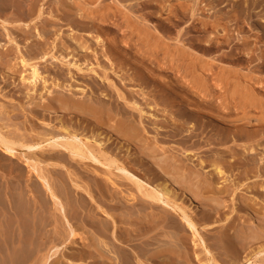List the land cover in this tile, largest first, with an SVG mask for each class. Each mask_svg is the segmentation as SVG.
<instances>
[{
	"label": "bare ground",
	"instance_id": "obj_1",
	"mask_svg": "<svg viewBox=\"0 0 264 264\" xmlns=\"http://www.w3.org/2000/svg\"><path fill=\"white\" fill-rule=\"evenodd\" d=\"M133 1L135 0H116V5H102L101 0H89L87 3L75 1L76 11L83 10L80 12L82 20L90 22V27L98 33L102 34V28H105L103 22L108 21L109 18H115L117 21L113 27L115 32L118 33L121 26L129 30L127 55L121 56L118 53L117 48L121 40L117 35L112 45L102 49L100 53L97 47L93 49L95 54L98 53V58L105 56L111 61L110 66L98 62L94 65V62H90L91 54L88 50L94 44V40L85 39L84 42H79L74 34H69L71 41L68 46L55 38L51 46L38 48L42 53L38 56L41 61H47L50 55L54 59H59L60 56L65 59L60 61L67 65V68L55 64L61 77L66 70L68 74L74 75L72 69L77 73L85 72L92 78L95 76L93 89H90L93 90L90 92L92 95H89V98L85 95L86 88L81 87L80 97L57 93L58 95H52L50 103L36 102L32 112L37 118L30 120L28 117H25L26 119L23 117L25 119L22 124L23 130L16 125L14 131L9 129L10 125L4 123L5 120L1 116L4 113L9 114L12 110L14 112L15 107L9 108L6 104H0V149L5 152L8 161L7 164L2 165H5L3 167L5 170L2 171L4 174L1 172L0 177V264H27L29 261L30 264H51L56 261L59 254L65 256L66 252L62 251L65 250L64 248H69V245L75 243L78 245L81 243L82 249L78 254L73 251L71 257L75 258L76 255H79V258L90 257L94 260L92 261L94 264L160 263L161 255H177L176 249L171 245L161 247L164 244L161 237H171L176 232H183V223H186L188 229L190 228L197 237L196 246L202 247L201 253L198 254L194 248L195 257L191 256L198 264H264V242L262 243L264 180L260 185L253 181L246 182L252 176L264 175V48H261L264 40L259 34L252 36L251 31L254 29L258 32L264 31V0H235L233 2L235 9L232 13L217 15L215 11L212 20L203 17L208 15L210 9L215 10V7L224 0H216V3L210 1L206 5H201L203 0H194L191 5L179 2L175 8L171 0H163L162 3L159 0L142 1L141 7L132 3ZM38 2L39 0H0V12L16 10L20 11L19 15L17 14L19 19H30L36 12ZM94 2H98V5L88 6ZM122 2H128L126 12L121 10V6H125ZM73 8L70 6L66 10L71 11ZM142 9L149 10L144 15ZM156 10H168L172 13V19L167 22L161 21L164 33H170L174 26L183 22L188 16L193 18L190 28L180 29L174 40L182 41L185 46L186 41L190 42L189 48L193 46L200 56L193 55L194 53L188 51L184 45L170 49L156 33L147 26L146 28L141 25L139 18L149 20L156 14ZM258 10H263V13L257 15ZM43 14H45L43 7H40L36 17ZM254 14L256 18H253ZM48 15L54 18L51 11ZM248 19L252 20V25ZM4 20L2 19L0 23H3L5 26L3 31L6 32L10 30L7 27L8 23L5 24L9 21L3 22ZM16 20L13 21L18 22L15 24L17 27L30 25L21 23L22 21L15 22ZM32 20L34 18L28 22ZM235 29L245 34L242 37L232 34ZM192 31L198 34L192 35ZM7 34V37H12L10 31ZM37 35L41 37L40 39H44L40 30ZM100 36L97 35V42L103 41ZM10 39L14 41L15 38H9L8 41ZM36 41L40 42L37 38ZM18 43L16 42L15 45H19ZM68 48H71L67 53L68 56L72 54L73 58L80 55L88 61V64L83 66L79 59L75 61L66 59L67 55L62 54ZM160 52L164 53V57L159 56ZM128 54L140 58L143 64L154 66L164 73L169 72L168 75L171 76L174 85L168 82L173 88L177 86L185 94H181L180 98L168 95L165 90H161L160 84L154 83L145 75L144 65L138 67L137 71L129 72L127 65H130V68L135 67H132ZM20 55V64L29 65L30 69L29 74L21 75L23 82L27 80L34 88L38 81L46 84V74L41 71L39 64L31 61L34 58L26 57L27 55L24 56L22 53ZM220 63L228 65L221 66ZM14 67L8 68L10 74L17 72ZM110 69L117 73L121 83L110 76ZM119 71L121 73L118 74ZM134 80L140 87L142 86L140 91H145L144 88L152 83L157 88L153 92H162L156 96V93L151 94V91H147V94L152 95L156 113L158 110L156 106L161 103L165 107H175L174 115L170 116L164 125L171 127L170 135L177 137L182 147L174 151V148L159 144L158 139L151 146V142L146 141L143 147V151L146 152L150 149L147 156L158 165L160 175L155 179L148 176V178L140 177L135 172V168L138 169L140 164H136L135 168L130 167L123 154L121 155L117 150H109L107 146L115 134L121 137L120 140H125L129 147L130 142L141 139L136 129L138 126L136 122L144 124V117L147 114L155 116V112L144 110L135 99V95L124 89V85L128 84L127 81ZM54 85L67 87V91L75 87L64 83V80L62 82L56 80ZM47 108L52 111L60 109L63 114L72 113L75 116L78 114L80 118L86 120L85 122L94 123L93 127L86 129L80 125L75 126L73 121L64 120L60 116L56 117L59 121L58 125H53L51 123L54 122L50 123L51 118L50 121H46V117L42 115L43 110L46 111ZM104 129L111 131L112 134H105ZM238 139L246 140L242 150H237L230 144ZM222 146L226 148L222 149ZM121 148L120 146L119 149ZM196 149L207 152V156L194 158L192 152ZM260 149L262 155L258 161L256 154ZM15 158L24 160L28 169L26 170ZM69 166L75 167L81 177H86L87 185L78 183L71 177V172L70 185L63 181L61 171L65 168L68 170ZM227 170L242 172L231 180L232 183L220 185V182L227 181L225 177ZM53 171L60 177L58 182L49 179L52 177L49 174ZM117 176L125 182L118 181L121 179H116ZM126 181H130L131 185ZM174 182L183 187L184 195H187L186 192L191 193L206 204L201 216L196 217L198 219L190 213L183 202L178 201L179 191ZM242 186L246 191H254L261 198L262 202L257 201L256 197H241V205L244 209L262 214L258 216L261 222L253 225L250 219H244V226L240 227V231L235 236L230 234L232 227H236L234 219L231 226L226 228L230 232L229 235L225 234L227 246L230 247L228 251L231 253H229L230 257L228 258L227 254L226 258L221 256L217 258L206 242L207 234L213 227L209 222L214 212L219 211L224 205L226 200L224 197ZM92 187L99 191L100 195V203L97 200L95 205L91 202L94 200L95 203L96 199L95 193L90 190ZM125 190L127 192H124ZM107 195L110 198L106 197ZM208 197L216 199L218 210L211 207L213 205L208 203ZM132 200L136 202H128ZM232 208L231 212H234L236 209ZM102 213L110 217V222L105 216L99 217ZM229 216L225 217L227 221ZM49 224H53V230L47 229ZM199 226L205 230H199ZM79 228H82L81 232ZM84 231L89 237L84 235ZM182 237H185V233H182ZM238 240L241 241V245ZM259 241H261L260 245L255 247L254 243ZM126 245L131 246L135 251L130 252ZM149 258L151 262L148 261ZM70 259L67 262H74Z\"/></svg>",
	"mask_w": 264,
	"mask_h": 264
},
{
	"label": "rangeland",
	"instance_id": "obj_2",
	"mask_svg": "<svg viewBox=\"0 0 264 264\" xmlns=\"http://www.w3.org/2000/svg\"><path fill=\"white\" fill-rule=\"evenodd\" d=\"M75 1H79V2L81 1V2H84V3L89 2V0H39V2L37 3L36 10H35L36 12L31 17V18H34V20H32L30 22H28V21L31 18L30 19H19L18 15H19V12L20 11L17 12L16 10H14V11L10 10V11H7L6 13L0 12V22H1L2 19L4 20L5 18H7L3 22H5L7 20L9 21V22H6L5 24L8 23L7 24V27H9L8 29H10V30H7V31L8 32L10 31V33L12 35V37L11 36L10 37H7L8 36V34H7L8 32L6 31L7 32L6 33L5 31H3V30H5V26L3 25V23L2 24L0 23V54L2 56L4 55L3 57L0 56V59H1V61H0V104H6L9 108L12 107V106L15 107L14 112L12 110V111H10L9 114L8 113L7 114L4 113L1 116L3 118V120H5V121H3V120L2 121L4 123L6 122V124L8 123L10 125V126H8L9 129H11V130H13L14 128L16 129V125H18L17 127H19L20 129L23 130V128H22L23 125L22 124H23L24 120L27 117L30 118V120H31V118H35V119L37 118V117H35L36 115H33L34 113L32 112L33 111L32 110V107L35 105V103L36 102H40V103L41 102L50 103V98L52 97V95H58V94L59 95H66V96H72V95H74V97H80L82 93L80 92L79 89L81 87H85L86 88V94L85 95L87 96V98H89L92 95V94H90V92L93 91V90H90V89H93L92 88L93 83H94V80L93 79L95 78V76H94V78H92V76H89L85 72H81V73L78 72L77 73V71H75V69H72L74 75H71L70 73L68 74V72L66 70L65 71V74H63L62 77H61L59 75V73H58L59 70H58L57 66H55V64H59V65L63 66L64 68H67L68 66L62 64V62L60 61L61 59H64V58L62 56H60L59 59H54L50 55V57H48V60L47 61H41L40 59H38V56H41V54H42L41 52L38 51L39 50L38 49L39 46H51L52 45V42H53V40L55 38L58 41L60 40V42H64L65 45L68 46V43L71 41L70 40V37H68V36H69V34L70 35H73L74 34L75 36H77L79 42H84L85 39L94 40V44L90 47V50H88L89 53L91 54V57H90V60H89L90 62H94V65L97 64V62H98V63H102V64H106V65L110 66L111 65V61H109L105 56H102V57H99L98 58L97 57L98 56L97 55L98 53L95 54V52L93 51V49L95 47H97L98 49H100L98 51L100 53V51L102 49H105L109 45H112V43L116 39V36L115 35H117L118 38L121 40V42L119 43V46H118L119 48H117V51H118V53L121 56L127 55V53H128V49H127V46H128V43H127L128 42V37H127V35L129 33V30L127 28H125L124 26H121V28L119 29L118 33L115 32V30L113 29V27L116 25V22L117 21L115 20V18H109L108 21L103 22L105 28H102V34L101 33H98V31H96L94 28L90 27V25H91L90 22H86V21L82 20V16L80 15V12H83V10L80 9V10L76 11V3H75ZM142 1L154 2L155 0H135L132 3H135V5H138V6L141 7V2ZM171 1H172L173 8H175L179 4V2L180 3H183V4H186L187 3V4H190L191 5L194 0H171ZM210 1L216 3V0H203V2L201 3V5H206ZM234 1L235 0H224L221 4H219L218 6L215 7V10L214 9H210L207 12V14H208L207 16H204V17L203 16H200V17H203V18L212 20L214 18V12L215 11H216L215 13L217 15H220V13L221 14H225V13L226 14H229V13H232L234 11V9H235V7L233 5V2ZM159 2L162 3L163 0H159ZM122 3H125V6L122 5L121 6L122 8L120 6L119 7L121 8L122 11L126 12L127 9H128V7H127L128 2H122ZM101 4L102 5L103 4L116 5V0H101ZM97 5H98V2H94L91 5L88 4V6H92V7H95ZM70 6H73L74 8L71 11L66 10V9H69ZM40 7H43V10H44L45 14L40 15L39 17H36L37 16V13L39 12ZM148 10L149 9H142L141 12H143L144 15H145L148 12ZM49 11L52 12V14L54 15V18H52V17H50L48 15ZM69 12H71V13H69ZM155 13L156 14H154L153 17H150L149 20H145L143 18L142 19L139 18V21L141 22V25L144 26V27L147 26L151 31H153L154 33H156L161 38V40H163V42L165 44L169 45L170 49H173L176 46L184 45L182 41H179L178 42L177 40H174V38L177 37L178 31L180 29H189L190 28V25H191V22L193 21V18L191 16H188L183 22H181L180 24L174 26L171 29V32L170 33H164L163 30H162V28H161V21L167 22V21H169V19H172L173 18L172 17V13L169 12L168 10H162V11L156 10ZM262 13H263V10L256 11V14L257 15H261ZM10 14H11V16H10ZM13 15L14 16L17 15V16H15L16 18ZM197 16H199V15H197ZM8 17H11V18L9 19ZM256 17L257 16L254 14L253 18H256ZM13 20H16L15 22L19 21V23H20V21H22L21 23H28L30 25L29 26H23L22 25V27L20 25H18V27H17V25H15V24H18V22L17 23H14ZM248 20L251 22V25H252V20L251 19H248ZM11 22H13V23H11ZM194 22H196V21H194ZM45 24H47V25H45ZM248 24L250 25V23H248ZM1 25L4 26V29H3V26H1ZM18 29H19V31H18ZM38 30L41 31V33L43 34L44 39L43 38L40 39L41 37L39 38V36L37 35L38 34ZM251 31L253 33L252 36H254V34H259L261 37H263V40H264V31L263 32H258L255 29L254 30H251ZM99 34L101 35L100 37L103 40L101 42H97V40H96V37ZM191 34L192 35H196L198 33H195L194 31H192ZM232 34L237 35L239 37H242V35H244L245 33H242V32L239 33L237 31V29H235L232 32ZM9 38H13V39L15 38L14 41L15 40L16 41L15 42L14 41H11V39L8 41ZM36 38L40 42L36 41ZM101 38H99V39H101ZM26 41H28V42H26ZM16 42H19L18 43L19 45H15ZM72 42H74V40H72ZM186 44L187 45L186 46L184 45V46L186 47V49L188 51L190 50L192 53H194L193 55H195V56H198V55L200 56V54L195 51V49L193 48V46L189 48V44H191L190 42H187L186 41ZM9 46L11 47V49H8V48H10ZM261 48L262 49L264 48V44L261 45ZM18 49H20V51ZM69 49L71 50V48H68L66 50V52H64L62 55H67V53L70 51ZM5 53H7V55H9V56H7ZM21 53L24 56L27 55L26 57H29L30 56L29 58H34L31 61H34L37 64H39L38 66L40 67L41 71H43L44 74H46L45 75V77L47 79L46 84H44L42 81H38L37 85L34 88L32 84H30L29 82H27V80L26 81L24 80L25 82H23V80L21 78L22 77L21 75L25 76V75L29 74L30 73V69L28 68L29 65L23 66V64H20L21 63L20 62V57H21L20 54ZM159 56L160 57H164V53L163 52H160V55ZM66 57H67L66 59L73 60V61L79 59L80 60L79 62H82L84 64V65L82 64L83 66H85V65L88 64V61H85V59L82 58V57H80V55H76L75 57L72 58V54H71L70 56L67 55ZM128 59L130 60V62L132 64V67H135V68H130V65H127L126 67L129 70V72H131L133 70L134 71H137L138 67H143V65H144V67H145V71H144L145 72V75L148 76V77H150L151 80L154 81V83L160 84V86L162 88L161 90H165L166 93H168V95L174 96V97H178L179 96V98H180L183 94H185V92L182 91L177 86H174L175 88H177L176 90H175V88L172 87V85H174L173 84L174 82L171 81L172 79H171V76H169L170 75L169 72L168 73H164V72H162L160 70L155 69L154 66L147 65V64H143L141 62L140 58L131 57L130 54H128ZM205 59H208V58H205ZM2 60H3V62H2ZM220 64H221V66L228 65V64H225V63H220ZM13 65L15 67L17 66V68H15ZM12 67H14L13 69H16V71H17L14 74L13 73L10 74V72H8L10 70L8 68H12ZM23 67H25V69ZM99 70L101 72V69L100 68H98V71ZM110 73H111L110 76L114 80L115 79L118 80V81L120 80V77H118L117 73L113 72L112 70H111ZM119 73H121V71H119L118 74ZM56 80H57V82H62L64 80V83L71 84L73 87L74 86L75 87H74L73 90L67 91L68 90L67 87L66 88L61 87V86H58L57 87V85H54V83L56 82ZM164 81H166V83H163ZM168 81L170 83L172 82L171 83L172 85ZM119 83H121V81H119ZM127 83H128L127 86L124 85V84H122V86L124 85V89L126 91H128V92H132L135 95V99L141 104V106L144 108V110H147L148 112H155V116H152L150 114H147L146 117H144V124L143 123L140 124L139 122H136V124L138 123V126H137L136 129H138V132L140 134V137L139 138H141V139H137L136 140L137 142L136 141L130 142L129 147H127L128 143L125 142V140H120L121 137H118L115 134H113V137L110 139V143H108L107 146L109 147L108 148L109 150H111V149H113V151H116L117 150V151H119V153L121 155L123 154L122 156H124V158H125V160H126L127 163L129 162L128 164H129L130 167L133 166L135 168L136 164H140V166L138 167V169L135 168L136 169L135 172L140 177L145 178V177L148 176L151 179L152 178L155 179L156 177H158L160 175L159 168L157 167L158 165L156 163H154L151 160L150 157L147 156V152L150 149H147L148 151L146 152L145 150L143 151V147H145V145H146L147 142H151V144H150V146H151L152 144H154V142H155L156 139L160 140L159 141V144H162L163 146H166L168 148H174V151H176V148L182 147L181 143L177 140V137H172L170 135V133H171V127L164 125V123H167V121L169 120L170 116H173L174 115L173 112L175 110V107H171V106L165 107V105H163L161 103V104H159V105L156 106V108L158 109L157 110V113H156V111H154L155 103L153 101L152 95L147 94V91L148 90L151 91V94L156 93V96H159L162 92H159V91H158V93L157 92H153L157 88L154 87L152 85V83H149L148 87H145L144 88L145 91H140L141 88H142V86L140 87L139 83L136 80H134V81H127ZM44 85H46L45 88H44ZM25 86H26V88H25ZM77 88H78V90H77ZM33 89H34V91H33ZM114 91L116 92V90H114ZM143 92H145V94H143ZM3 93H5V94H3ZM85 95H82V96H85ZM31 97H33V98H31ZM10 98H11V100H10ZM179 98H177V99H179ZM13 104H15V105H13ZM19 107H21V108H19ZM127 107H129V106L127 105ZM48 109L49 108L45 109L46 111L43 110L42 115H44V117H46L45 118L46 121H50L51 120L50 123L51 122H54V123H51L53 125L54 124L55 125H58V122L59 121H58V119L56 117L57 116H60L64 120L73 121V123H74L75 126L80 125L81 127H85L86 129H90V128L93 127V124L94 123L92 124V123H89V122H85L86 120L84 121V119L83 118H80L78 114L75 116L72 113L71 114L70 113H66V114L64 113L63 114V112L60 111V109H57V110L55 109L53 111L52 110H48ZM134 111H136V110H134ZM27 113H29V114H27ZM136 113H137V111H136ZM23 117L24 118L26 117V118L23 119ZM3 122H1V123H3ZM144 130H145V132H144ZM104 131H105L104 133L107 134V135L112 134V132L111 131L108 132L107 129H104ZM108 133H110V134H108ZM185 133H188V132L185 131ZM104 139H106V138L104 137ZM242 140H244V141H242ZM245 141H246L245 139H238L237 141H235V143L232 141L230 144L233 147H235L237 150L238 149H241L242 150ZM139 142H141V143H139ZM120 146L122 147L121 149H119ZM140 147L142 148V150H140L141 149ZM221 148L222 149H225L226 146H222ZM260 151H261V149L256 154V157H258V161H260L259 160V157H261V155H262L261 154L262 152L260 153ZM143 153H145V155ZM192 154H194V158H205V156H207L208 153L207 152H204L202 150H199V149L197 150L196 149V150H194L192 152ZM5 156H6L5 155V152L0 149V164H1L0 165V167H1V169H0V177H1L2 174H4L3 172L5 170L3 168V167H5V165L4 166H2V165L8 163V161L5 158ZM15 160H19V159H16L15 158ZM19 161L22 163V165H24V168L27 170L28 168L25 165L24 160L23 161L19 160ZM195 162H196V160H195ZM44 165H45V163H44ZM69 169L67 170L65 168V169H63L61 171V173L63 175L62 177L64 178L63 181H65V183H67L68 185H70L71 178H70V175L69 174L71 172V177L72 178H75V180H77L78 183H81L83 185L84 184L87 185L86 183H88V181H87L86 177H81L80 176V172L78 170H76L75 167L69 166ZM1 172H2V174H1ZM241 172H242L241 170H234V171L227 170L226 173H225V177L227 178V181L220 182V185H222L224 183H232L231 180L234 179ZM54 173H55V171H53V173L49 174V176H52V177H49V179L51 178L50 179L51 181L56 182L58 179H60V177L57 176V173L56 174H54ZM116 179H121V180H118V181L125 182L119 176H117ZM263 180H264V175H262L260 177H254V176H252L249 180H246V182L247 183H252V181H253V182L259 183V185H260ZM126 182L129 185H131V182L130 181H126ZM174 184H175V182H174ZM175 185H176V187L178 188V191H179V194L177 196L178 197V201L183 202V204L186 205L189 208L190 213L195 218L196 217L199 218L201 216V211H202L203 207L206 204L203 202L202 199H200L199 197H196L195 195H193L191 193L186 192L187 195H184L182 193L183 191H185L183 189V187L181 185H178V184H175ZM119 188H121V187H119ZM90 190L92 191L93 194L95 193L94 194V197L96 198L95 199V203H93L94 200H91L92 204H94V205L97 204L96 203L97 200H98L97 202L100 203V201H99V196H100L99 195V191L97 192V190H95L93 187ZM124 192H127V191L125 190ZM233 192H232L233 195L231 193L230 195L224 197V199H226L225 202L226 201L227 202L226 203L224 202V205L219 209V211H215L214 212L213 218L209 222V223H211L210 226L211 227L213 226L215 230L213 229V227L211 229V227L209 226L210 229H211V231L209 232L210 234L209 233L207 234L208 237H206V242H207L208 246L210 247V249L212 250V253L217 258H219L220 256L224 258L227 254H228L227 255L228 258L230 257V254L231 253L228 252V251H230V247L227 246L228 245L227 244V239H226L227 238V235H229V233L231 232L230 234L237 236V234L240 231V229L242 228V226H244V224H243L244 219H246V220H249L250 219V221H251V223L253 225H258L257 223H260L261 222V219L258 218V216H262V214H255L252 210H250V209H247L246 210V208L244 209L243 205H241L242 204V202H241L242 200L241 199L244 198V196L246 198H254V197H256L257 198V201L262 202L261 198L258 197V195L254 191H246L243 188V186L240 187V189H236V190L234 189ZM106 197H109V196L107 195ZM208 199H209L208 203L209 204L212 203V205H213L211 207H213V209H215V210H218V208H217L218 206H217L216 199H212L211 197H208ZM107 201H109V200H107ZM128 202L129 203H132V202L135 203L136 200H132V201H128ZM233 203H235V204H233ZM228 207H230V208H228ZM232 207H235V209H236V210H234V212H231L232 209H233ZM68 211L70 212V208H68ZM249 211H251L253 213H251ZM216 212H218V213H216ZM100 215H99L100 218H102V217L105 216V218L108 221L111 220L110 217H108L106 215H103V213L100 214ZM215 215H216V217H215ZM225 215L226 216L231 215V216H229L230 217L229 218L230 220L228 219V221H227L225 219V217H226ZM236 216H238L240 218H238ZM241 217H242L243 221H240V220H242ZM254 217H257V218L254 219ZM198 218H196V219H198ZM70 219H71V216H70ZM234 219H235V222H236L234 226H236V227H234V228L232 227L231 231L229 232L228 229H226V228H229L231 226L230 224L232 222H234ZM237 219H238V221H236ZM215 220H217V221H215ZM184 226H185V229H184ZM47 229L53 230V224H49ZM223 229H225V230H223ZM78 230H79V232H81L82 231V228L81 229L79 228ZM199 230H203L204 231L205 229H203L202 226H199ZM182 233H185V237H182L181 238ZM176 234H178V235H176ZM225 234H227V235H225ZM84 235H87L89 237V235L87 234L86 231H84ZM194 236L195 235L192 233V231L190 230V228L188 229L186 223H183V232L182 231L176 232L175 235H173L171 237H167V236L165 238L164 237L163 238L161 237V239L164 241V244L161 247H167V246L169 247L171 245L172 247H174L176 249V252H177L176 254L177 255H173V256H169L167 254L161 255L160 256V259L162 261L160 260L161 261L160 263L155 262V264H163V263H166V264L167 263L168 264H198L194 260L195 258L192 259V257L194 256L193 250H194V248H196V254H198V253H201L202 247L196 246L195 243H198V240H197V237L196 236L194 237ZM180 239L181 240L183 239L182 242H181ZM80 241H81V239H80ZM238 241L240 243L239 245H241V241L240 240H238ZM186 242H188L187 245H186ZM260 242L261 241H259L258 243L255 242L254 243L255 247H258L260 245ZM263 242H264V240H262V243ZM217 243H218V245H217ZM81 245H82L81 243H79V245H78V243L77 244L75 243L73 245H69V248H64L65 250H62V251H65L66 252L65 256H63L62 254H59L58 257H57V259H56V261H54L53 263L51 262V264H74V263H77V264H94V262L92 263V261H94V260L92 258H90V257H88V258H79V255H76L75 258H72L71 257V253H73V251L76 252L77 254L81 252V249H82V246ZM126 248H127V250H130V252H132V253L135 251L129 245H126ZM67 249L69 251H71V250L72 251L69 252V251H67ZM68 253H69V255H68ZM190 258H191V261H190ZM68 259L73 260L74 262H69V261L67 262ZM148 261L151 262V259L149 258ZM30 262L31 261H29L27 264H30ZM152 263H154V261H152Z\"/></svg>",
	"mask_w": 264,
	"mask_h": 264
}]
</instances>
